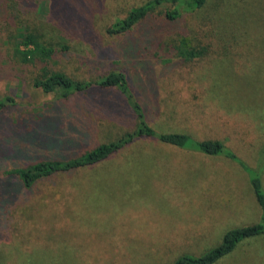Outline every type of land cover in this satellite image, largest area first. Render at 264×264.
I'll list each match as a JSON object with an SVG mask.
<instances>
[{"label":"rangeland","instance_id":"obj_1","mask_svg":"<svg viewBox=\"0 0 264 264\" xmlns=\"http://www.w3.org/2000/svg\"><path fill=\"white\" fill-rule=\"evenodd\" d=\"M148 1L37 0L35 10L22 14L12 0H0V100H15L0 113V197L8 198L0 208V264H174L219 245L230 229L259 222L249 175L238 164L156 140H139L100 164L56 174L30 189L5 174L79 156L134 129L132 119L121 125L108 112L117 95L95 89L59 101L34 87L36 77L58 71L98 81L125 70L155 130L224 141L257 169L264 188V0H210L189 25L207 20L213 49L190 64H176L166 46L159 57L147 54V68L120 56L99 58L125 40L107 29ZM170 7H160L151 20L167 29ZM183 20L172 27L182 28ZM149 25L136 27L132 37L144 39ZM164 31L170 33L164 41L177 37L170 27ZM29 33L55 54L43 57L22 45ZM153 85L161 87L160 97ZM56 107L58 129L72 121L88 132L87 145L55 150L49 127L30 125L25 134L8 129V120L44 123ZM217 264H264V235L244 241Z\"/></svg>","mask_w":264,"mask_h":264},{"label":"trees","instance_id":"obj_2","mask_svg":"<svg viewBox=\"0 0 264 264\" xmlns=\"http://www.w3.org/2000/svg\"><path fill=\"white\" fill-rule=\"evenodd\" d=\"M12 1L15 4V8L22 14L35 10L37 2V0ZM213 1L218 4L228 3L227 0ZM209 3L210 0H150L140 7L133 8L125 18L117 19L107 29L108 35L123 36L125 40L117 47L103 49L100 52L101 56L99 58L113 60L114 57L120 56L121 58H125L127 63L138 61L147 68V54L150 55L153 53L159 57L161 49L166 46L169 52L168 57L173 56L178 59L176 64H190L200 60L208 55L210 49H213L214 43L211 39H214L212 31L214 28L203 23L207 22V20L200 18L193 20L191 25H189V23L193 16L201 10H204ZM164 5L171 6L166 10L165 17L169 23L167 29L170 27L176 33L171 35H177L172 42H169V40L164 41V38L168 37H165V35L172 33L171 30H169L170 33H168L164 31L167 30L166 25L160 26L156 21L151 20L153 19L152 16H154V13ZM181 19H184L182 28L176 29L172 27ZM144 22L150 24L145 32L146 37L144 39L133 38L131 32ZM21 44L26 48L34 47L43 57H52L55 54L54 49L43 46L36 40V36L32 33L23 36ZM67 49L68 47H64L63 51ZM33 85L46 95L57 96V100L59 101H67L73 96L89 94L94 92L95 89L101 90L106 96L115 94V96L117 95L118 97V102L115 103V101H111L113 103H109V106H107L108 112H110L111 115L117 116L121 125H125L124 121L132 119V121H134V129L125 132L121 137L110 143L101 144L79 156L67 159L39 161L29 167L5 172V174L9 176H17L25 188L30 189L39 181L48 179L59 173H70L78 169L100 164L139 140H156L161 144L200 153L209 157H225L238 164L248 173L256 201L261 209V217L258 223L230 229L224 234L219 245L199 256L190 254L182 255L175 260L174 264H217L222 259L232 254L244 241L264 235V188L257 169L251 168L235 155L226 147L224 141H199L189 135L161 133L155 130L148 122L146 103L144 101L142 102L137 97L131 86L129 75L125 70L111 72L98 81L78 80L63 72L52 71L36 77ZM153 86H155L154 95L160 97L162 92L161 87L159 85ZM14 101L15 100L11 97L1 99L0 113L8 106H11ZM54 110V113L51 112L52 114H49V116L43 120L44 123H30L25 119V124H23V121L15 124L12 123V120H8V123H10L8 129H13L16 133L23 132L25 134L27 131L30 132L35 125L41 130L49 127V131L53 137L49 148L55 150L62 149L65 146H71L74 149L80 147L81 144L87 145L88 143H85L84 140L88 132L86 134L85 131L78 130L72 121L66 125V130L58 129L57 126H60L62 122L60 121L62 115L59 114L60 112H58L57 107ZM101 110L105 112L103 107H101ZM30 125L32 128L28 130ZM24 145L28 149L33 147V143H30L28 139L25 140ZM14 147L17 149L16 146H11V149ZM259 160L261 164H264V149L261 153V159L259 156ZM7 202V197H0V208H3Z\"/></svg>","mask_w":264,"mask_h":264}]
</instances>
